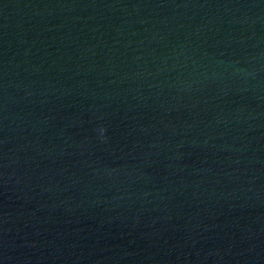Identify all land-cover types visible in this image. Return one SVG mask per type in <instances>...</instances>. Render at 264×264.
<instances>
[{"label":"water","instance_id":"1","mask_svg":"<svg viewBox=\"0 0 264 264\" xmlns=\"http://www.w3.org/2000/svg\"><path fill=\"white\" fill-rule=\"evenodd\" d=\"M0 264H264V0H0Z\"/></svg>","mask_w":264,"mask_h":264}]
</instances>
